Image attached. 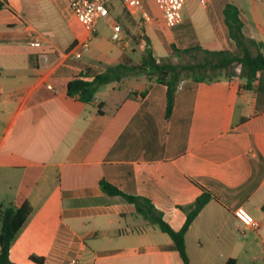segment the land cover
Returning a JSON list of instances; mask_svg holds the SVG:
<instances>
[{
	"label": "crops",
	"instance_id": "0c3cea01",
	"mask_svg": "<svg viewBox=\"0 0 264 264\" xmlns=\"http://www.w3.org/2000/svg\"><path fill=\"white\" fill-rule=\"evenodd\" d=\"M51 1L44 12L37 0H0V206L33 207L11 261L184 264L171 237L105 193L104 180L148 198L176 231L187 220L184 208L208 193L185 236L189 264H264V70L252 86L239 73L185 78L170 118L167 86L146 76L141 88L101 86L91 104L67 94L80 73L130 65L147 48L157 58H176L173 47L236 51L228 4L238 8L245 36L264 44V1L185 0L182 21L171 28L154 0H143L149 20L114 1L109 14L125 43L98 39L105 17L80 59L66 52L83 28L64 0ZM240 208L255 226L236 216Z\"/></svg>",
	"mask_w": 264,
	"mask_h": 264
},
{
	"label": "trees",
	"instance_id": "16d2710c",
	"mask_svg": "<svg viewBox=\"0 0 264 264\" xmlns=\"http://www.w3.org/2000/svg\"><path fill=\"white\" fill-rule=\"evenodd\" d=\"M4 6V3L0 2V9ZM224 14L229 37L236 43V51L208 50L202 47L188 49L173 47L176 58H169L168 60L167 58H157L152 50L147 48L138 64H117L108 67L103 73L94 75L88 72L80 73L69 81L67 94L81 102L91 104L95 101L101 86L122 84L126 78L144 75L149 82H160L167 86L166 117L170 118L178 85L185 78L196 82H212L239 73V76L246 78L249 86H252L257 73L264 70V54L260 51L261 48H264V44L245 36L243 33L244 24L235 5L228 4ZM252 48L258 49L257 54H252ZM182 55L190 57L192 62H180L178 57ZM100 108L101 105L99 111ZM100 185L108 195L119 196L124 201L135 205L137 215L149 225H155L162 232L168 234L184 264H189L185 236L197 215L209 202L210 195L208 193H203L191 206L184 208L187 213V220L183 228L176 231L164 220L163 214L156 209L148 198L127 194L104 180L101 181ZM32 213L33 207L28 201L19 207L0 206V264H15L10 259L11 246ZM31 260L37 264H44L42 257L31 256Z\"/></svg>",
	"mask_w": 264,
	"mask_h": 264
},
{
	"label": "built area",
	"instance_id": "2783aa9c",
	"mask_svg": "<svg viewBox=\"0 0 264 264\" xmlns=\"http://www.w3.org/2000/svg\"><path fill=\"white\" fill-rule=\"evenodd\" d=\"M114 1H120L130 12L149 20V14L143 6V0H64L78 25L84 30L83 35L74 42L66 53L71 52L77 59L82 58L83 53L91 46V39L97 32L98 21L109 15L110 5ZM200 1L204 3L206 0ZM154 2L162 12L167 27L171 28L181 23L185 0H154ZM111 39L118 45L125 43L122 27L119 24H114ZM142 47L144 48L143 45ZM236 216L248 226L256 225L252 216L242 208L236 211ZM69 264H77V260L73 258Z\"/></svg>",
	"mask_w": 264,
	"mask_h": 264
},
{
	"label": "rangeland",
	"instance_id": "374dc122",
	"mask_svg": "<svg viewBox=\"0 0 264 264\" xmlns=\"http://www.w3.org/2000/svg\"><path fill=\"white\" fill-rule=\"evenodd\" d=\"M37 7L44 12H49L53 8L52 6V1L51 0H37ZM116 20L115 18V12H111L108 17L103 19L98 26V39L104 43L106 46H117L118 44L111 39L112 35V22ZM53 23V21H52ZM144 38L143 35H139L138 37V42H141V40ZM123 46V44L121 45ZM92 48V47H91ZM90 48V50H91ZM94 50V49H93ZM88 52V51H86ZM96 52V51H95ZM97 53V52H96ZM144 53V51H143ZM201 54V53H200ZM132 59L128 62V64L132 65L133 63H139L142 57V54L140 51L136 52L135 55H131ZM140 58V60H137ZM161 58H166V57H161ZM169 60V58H167ZM165 60V59H164ZM178 60L183 63H190L192 62V59L188 56L182 55L178 57ZM147 82L146 77L144 75H139L137 77H130L126 78L123 81V86L124 87H132V88H141L142 84ZM133 219H129V221H132ZM140 223H143V219L141 218Z\"/></svg>",
	"mask_w": 264,
	"mask_h": 264
}]
</instances>
